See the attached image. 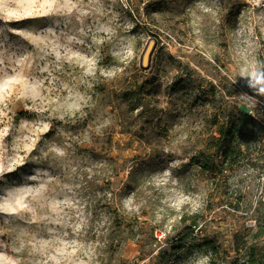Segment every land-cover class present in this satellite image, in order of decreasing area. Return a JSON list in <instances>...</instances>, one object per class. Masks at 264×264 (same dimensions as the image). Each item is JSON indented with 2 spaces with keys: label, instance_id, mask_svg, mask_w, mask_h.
Instances as JSON below:
<instances>
[{
  "label": "rangeland",
  "instance_id": "rangeland-1",
  "mask_svg": "<svg viewBox=\"0 0 264 264\" xmlns=\"http://www.w3.org/2000/svg\"><path fill=\"white\" fill-rule=\"evenodd\" d=\"M254 68L264 0H0V264H209L194 215L221 254L246 249L264 224Z\"/></svg>",
  "mask_w": 264,
  "mask_h": 264
},
{
  "label": "trees",
  "instance_id": "trees-1",
  "mask_svg": "<svg viewBox=\"0 0 264 264\" xmlns=\"http://www.w3.org/2000/svg\"><path fill=\"white\" fill-rule=\"evenodd\" d=\"M257 116L260 117L262 114L257 113ZM258 117V120L254 122L259 124L260 129H262V126L260 125L261 120ZM224 127L225 125L222 124L218 128L220 137L217 140V147L214 154L216 155L223 151V156L225 157L224 162H230L232 165L235 162V159L231 158L236 150H239L238 147L233 145V129H235V127L229 128V131H225ZM220 166L218 167L219 169H221ZM209 168L210 167H206V169ZM200 221L201 218L199 215L182 217L181 219V223L185 225L184 231L188 234V236L192 237V248H195L197 251L203 252L207 255L209 264H216L218 261L224 264H264V244L259 242L264 235V224L259 225L257 231L247 240L248 245L246 249H238V240L233 241V244H236L237 250H234V255H230L229 252L225 251L221 254L220 245H218L215 240L201 238L199 233L195 234V230L199 226Z\"/></svg>",
  "mask_w": 264,
  "mask_h": 264
},
{
  "label": "clouds",
  "instance_id": "clouds-1",
  "mask_svg": "<svg viewBox=\"0 0 264 264\" xmlns=\"http://www.w3.org/2000/svg\"><path fill=\"white\" fill-rule=\"evenodd\" d=\"M242 77L248 81V87L254 92V96L242 95L246 107L249 109V114L256 107L259 101L256 97H264V70L252 69L251 71L243 70Z\"/></svg>",
  "mask_w": 264,
  "mask_h": 264
},
{
  "label": "water",
  "instance_id": "water-1",
  "mask_svg": "<svg viewBox=\"0 0 264 264\" xmlns=\"http://www.w3.org/2000/svg\"><path fill=\"white\" fill-rule=\"evenodd\" d=\"M157 45V40L154 38H150L148 39L142 54L140 56V60H139V67L141 70H148L151 64V59H152V55L153 52L155 50V47Z\"/></svg>",
  "mask_w": 264,
  "mask_h": 264
}]
</instances>
